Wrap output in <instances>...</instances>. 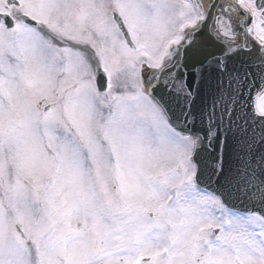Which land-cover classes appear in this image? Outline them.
<instances>
[{"label": "snow or ice", "instance_id": "snow-or-ice-1", "mask_svg": "<svg viewBox=\"0 0 264 264\" xmlns=\"http://www.w3.org/2000/svg\"><path fill=\"white\" fill-rule=\"evenodd\" d=\"M0 264H264V0H0Z\"/></svg>", "mask_w": 264, "mask_h": 264}]
</instances>
